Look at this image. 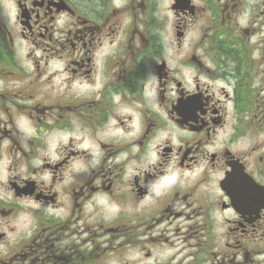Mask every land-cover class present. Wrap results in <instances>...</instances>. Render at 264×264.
Here are the masks:
<instances>
[{
	"label": "flooded vegetation",
	"instance_id": "flooded-vegetation-1",
	"mask_svg": "<svg viewBox=\"0 0 264 264\" xmlns=\"http://www.w3.org/2000/svg\"><path fill=\"white\" fill-rule=\"evenodd\" d=\"M0 264H264V0H0Z\"/></svg>",
	"mask_w": 264,
	"mask_h": 264
},
{
	"label": "trees",
	"instance_id": "trees-1",
	"mask_svg": "<svg viewBox=\"0 0 264 264\" xmlns=\"http://www.w3.org/2000/svg\"><path fill=\"white\" fill-rule=\"evenodd\" d=\"M2 39H3V38H2V36H1V34H0V41H2Z\"/></svg>",
	"mask_w": 264,
	"mask_h": 264
}]
</instances>
